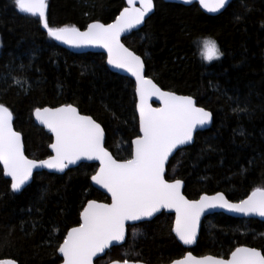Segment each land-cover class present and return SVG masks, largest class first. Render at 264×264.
Segmentation results:
<instances>
[{"label":"trees","instance_id":"16d2710c","mask_svg":"<svg viewBox=\"0 0 264 264\" xmlns=\"http://www.w3.org/2000/svg\"><path fill=\"white\" fill-rule=\"evenodd\" d=\"M47 4L51 26L80 30L96 21L108 24L125 8L124 0ZM204 39L217 43L223 53L219 59L202 58ZM122 42L143 59L146 76L162 90L191 95L198 107L212 113L211 127L176 153L166 178L181 179L190 200L222 192L230 202H239L264 187V0L232 1L216 17L206 16L197 5L154 0V13L143 28ZM0 43V103L12 111L29 159L48 158L52 143L51 135L33 123L35 108L63 104H73L101 124L104 146L114 158H130L131 141L139 133L134 83L111 72L104 55L68 52L48 37L38 17L20 12L14 0H0ZM12 77L25 83L16 86ZM96 169L82 164L62 176L41 172L29 186L12 192L0 167V260L60 264L55 246L67 229L77 226L83 206L88 200L109 202L91 186ZM172 222L173 216L162 213L129 227L125 244L95 264H168L187 252L227 259L241 246L264 251V222L259 220L210 216L191 249L177 243ZM54 225L58 231L52 233Z\"/></svg>","mask_w":264,"mask_h":264},{"label":"snow or ice","instance_id":"6c2138e0","mask_svg":"<svg viewBox=\"0 0 264 264\" xmlns=\"http://www.w3.org/2000/svg\"><path fill=\"white\" fill-rule=\"evenodd\" d=\"M137 2L139 7H136ZM184 2L191 3V0ZM228 2L199 0L202 8L213 13L225 8ZM14 4L20 12L38 17L49 37L74 47L104 48L109 65L135 77L139 133L131 141L130 158L123 160L114 158L105 148V130L101 124L90 115H82L73 104L35 108L36 120L54 136V142L49 145L54 155L44 160L29 159L24 154L21 133L13 127L12 111L0 103V164L3 165V175L10 177L12 192H19L32 179L34 169L63 172L80 160L99 161V168L91 180L110 194L111 202L88 200L83 206L77 226L67 229L62 242L55 246V251L62 256V264H93V259L114 242L125 241L128 222L152 217L162 209H174L172 231L184 245L196 241L200 217L208 209L219 207L264 217V187L253 189L238 203L230 202L222 192L190 200L181 191L184 184L181 179L169 181L166 178L169 157L179 146L193 140V133L211 121L212 113L198 107L191 95L162 90L153 79L145 76L141 57L121 43V34L142 24L153 11L154 0H127L128 7L114 22L96 21L88 24L84 31L74 25L51 26L46 15L47 0H14ZM201 44L204 60L210 62L223 55L214 40L204 39ZM12 83L22 86L25 82L12 77ZM153 97L160 100L161 107L149 103ZM57 231L54 225L52 233ZM0 264L17 262L4 259ZM171 264H264V251L255 247H236L227 259L214 255L196 257L188 252Z\"/></svg>","mask_w":264,"mask_h":264},{"label":"water","instance_id":"95a60500","mask_svg":"<svg viewBox=\"0 0 264 264\" xmlns=\"http://www.w3.org/2000/svg\"><path fill=\"white\" fill-rule=\"evenodd\" d=\"M48 1V0H47ZM232 1H235V0H229V2L226 4L225 8L221 9L219 12H208L206 9L202 8L199 4V0H191V3H185L184 0H163V2L165 3H168V4H175V5H180V6H183V7H190L192 5H197L198 9L203 13L205 14L206 16H209V17H216L218 15H220L221 13H223L226 8L229 6V4L232 2ZM125 2V7H128V4H127V0H124ZM140 4L137 2L136 4V7H139ZM154 13V9L151 13L148 14L147 17H145V21L140 24V25H137L135 26L134 28H131L127 31H125L124 33L121 34V43L123 44L122 42V39L130 36L131 33L133 32H136V31H139L141 28H143L145 22L147 21V19L149 17L152 16V14ZM26 15H30L28 13H24ZM120 14V13H119ZM118 14V15H119ZM117 15V16H118ZM116 16V17H117ZM115 17V18H116ZM115 20V19H114ZM114 20L112 22H114ZM110 22V23H112ZM42 25V24H41ZM43 28V26H42ZM87 26L81 30V31H84L86 30ZM43 30L46 32L47 34V31L46 29L43 28ZM49 37V36H48ZM51 40H53L57 45L61 46L62 48L66 49L68 52L70 53H73V54H77V55H81V54H86V53H93V54H100V55H104L105 56V64H106V67L113 73L115 74H118L122 77H125V78H129L133 81L134 83V94H135V77L131 75V73L123 70V69H117L115 68L114 66L112 65H109L107 63V51L104 49V48H101V47H98V46H85V47H74V46H71V45H68V44H65V43H62L61 41H57V40H54L53 38L49 37ZM125 46V45H124ZM126 47V46H125ZM131 51V50H130ZM142 59V58H141ZM143 61V59H142ZM144 62V61H143ZM145 65V64H144ZM146 70V69H145ZM146 76V74H145ZM147 77V76H146ZM148 78V77H147ZM178 95V94H177ZM135 98H136V103L138 102V98L136 97L135 95ZM149 103H151V105L153 107H161L162 104L160 102L159 99H157L156 97H153ZM60 107V106H59ZM207 111V110H206ZM136 115H137V119H138V128H139V113L138 111L136 110ZM14 119V118H13ZM32 120H33V123L34 125L40 127V128H43L47 133H49L52 137V142H54V136L53 134L48 130L47 127H45L43 124H41L39 121L36 120L35 118V115H34V112L32 114ZM211 124H212V118H211V121L201 127H198L196 129V131L193 133V140L188 143V144H185V145H181L179 146L176 150H174L173 154L169 157V160L166 164V173H167V167L171 161V159L176 155L177 152H179L180 150L184 149V148H187L189 146H192L193 143H194V140H195V136L197 133L199 132H203V131H206L208 130L210 127H211ZM14 127V126H13ZM49 152H50V155H54V153L52 152V149L50 148L49 146ZM110 152V151H109ZM111 153V152H110ZM25 154V152H24ZM47 159V158H46ZM82 164H86V165H96L97 166V169L96 171L98 170L99 168V161H96V160H80V161H77L76 164L74 165H69L68 168H66L63 172H60V171H57L55 169H47V168H39V169H34L33 170V176L35 174H38V173H41V172H47L49 174H53V175H57V176H62L64 175L68 170H71V169H75L77 167H79L80 165ZM0 167L3 171V165L0 164ZM95 171V172H96ZM95 174V173H94ZM4 176V175H3ZM4 178L6 180H8L10 182V177H6L4 176ZM33 179V177H32ZM32 179L21 189L23 190L24 188H26L27 186H29L32 182ZM90 182H91V186L94 190L100 192L101 194L105 195L109 202H111V197H110V194H108L106 192V190H104L103 188H101L99 185H96L94 184V182L90 179ZM20 190V191H21ZM182 193L184 191V184H183V187L181 189ZM184 194V193H183ZM215 195V194H214ZM214 195H207V196H214ZM186 197V196H185ZM187 198V197H186ZM188 199V198H187ZM227 199V198H226ZM198 200V199H197ZM99 203H105V202H99ZM232 203H238V202H232ZM162 213H165L167 215H171L173 216V222H172V228L174 227V223H175V211L174 209H162L160 212L156 213L154 216L152 217H149V218H145L141 221H136V222H128V225H127V228H126V238H125V241L121 242V243H113V245H111L108 249L105 250L104 253H101L99 254V256L95 257L93 259V264H95V262L99 259H102L103 257H105L106 253L108 251H110L112 248H115V247H120L122 245L125 244L126 240H127V234H128V228L129 227H132V226H135V225H139V224H142V223H146V222H151L152 220H154L156 217L160 216ZM216 214H223L227 217H230V218H234V219H246V220H259V221H262L264 222V217H261V216H258V215H244V214H241V213H236V212H231V211H228L227 209H224V208H212V209H208L206 210L202 216L200 217V222H199V226H198V229H197V238H196V241L192 244V245H184L175 235V233L172 231V235L175 237L177 243L185 248V249H191V248H194L196 246V243H197V240H198V237L200 235V231H201V226H202V223L205 219H207L208 217L210 216H213V215H216ZM188 253V252H187ZM186 253V254H187ZM185 254V255H186ZM57 255L58 257L61 259V263L62 264V256L57 252ZM193 255V254H192ZM195 256V255H194ZM197 257V256H196ZM128 264H145V263H142V262H131V261H127ZM109 264H124V262H119V261H114V262H111ZM168 264H171V263H168Z\"/></svg>","mask_w":264,"mask_h":264},{"label":"rangeland","instance_id":"374dc122","mask_svg":"<svg viewBox=\"0 0 264 264\" xmlns=\"http://www.w3.org/2000/svg\"><path fill=\"white\" fill-rule=\"evenodd\" d=\"M201 48H202V45H201ZM0 49H1V43H0ZM201 51V50H200ZM201 56H202V54H201ZM203 58V57H202ZM215 60V59H214ZM206 61V60H205ZM207 62H209V61H207ZM211 62V61H210Z\"/></svg>","mask_w":264,"mask_h":264}]
</instances>
